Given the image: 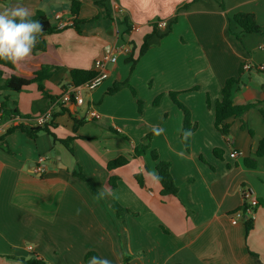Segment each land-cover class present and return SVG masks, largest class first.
Returning <instances> with one entry per match:
<instances>
[{
    "label": "crops",
    "instance_id": "obj_1",
    "mask_svg": "<svg viewBox=\"0 0 264 264\" xmlns=\"http://www.w3.org/2000/svg\"><path fill=\"white\" fill-rule=\"evenodd\" d=\"M78 1L80 34L70 26L67 0H19L51 27L57 26L56 15L69 26L42 35L44 50L14 65L15 71L0 67L2 78L31 79L44 65L56 67L42 84L50 97L61 98L71 85L69 71H93L106 45L126 40L130 53L117 55L107 78L83 95L80 106H52L36 84L18 93L0 90V105L22 121L52 107L51 131L59 140L72 138V153L46 133L31 140L17 128L26 122L0 112V264H22L19 258L33 256L46 264H88L93 256L111 264H264V156L252 154L264 139V118L255 109L230 118L225 139L214 127L213 109L225 81L248 63L251 68L242 69L231 98L236 105L259 101L264 110V0ZM17 2L0 0V9ZM238 13L253 14L262 34H241L233 21ZM123 17L130 25L124 38ZM161 21L166 29L155 30L136 60L143 38ZM130 55L134 63L127 61ZM125 80L135 97L127 88L105 95L114 82ZM170 95L188 110L195 127L188 151L180 140L183 114ZM73 117L84 118L75 132ZM152 126L164 129L153 136L150 150L170 164L175 196L160 195L149 151L133 157ZM232 152L237 156L230 158ZM40 156L48 158L42 175L34 171ZM120 156L128 164L108 172L107 163ZM244 160H254L255 167L247 168ZM245 192L258 203L250 230L242 220H232ZM115 203L128 212L117 215Z\"/></svg>",
    "mask_w": 264,
    "mask_h": 264
},
{
    "label": "trees",
    "instance_id": "obj_2",
    "mask_svg": "<svg viewBox=\"0 0 264 264\" xmlns=\"http://www.w3.org/2000/svg\"><path fill=\"white\" fill-rule=\"evenodd\" d=\"M67 1L70 4V13L73 16L72 24L70 26L72 28H74L78 34H80L81 31H80L79 26L84 23V21L77 19L79 7H80V2L78 0H67ZM31 19L39 21L43 25V35H48V34H52L54 32L59 31V29H57L56 27H51L48 20L41 13H37L36 15L31 17ZM121 20H122L121 23L125 27V31L121 35V37L124 38L130 32V25H129L126 17H123ZM233 21L241 29V34H262L261 29L258 26L256 19H255L253 14L238 13V14L233 16ZM60 30H62V29H60ZM155 30H156V25L153 26L152 33L143 38V42L138 49V55H137L136 60L142 54H144V52L147 50V48H148L147 41L152 36V34H155ZM231 35L237 40L240 39V35H235L232 33H231ZM43 50H44V43L39 41L36 44L35 48L33 49V52H38V51H43ZM132 50H133V48H132ZM127 61H129V62L131 61L132 63H134L135 59L133 60L132 56L130 55L129 58L127 59ZM0 67L7 68L8 70H11V71H15V66L12 63L5 61V60H0ZM242 69H243V65L241 66L239 76L242 73ZM55 70H56V67L44 65L38 71H36L33 74L31 79H23V78L15 76V75H11L9 78L3 79L2 78V72L0 71V90H8V91H11L13 93H18V92L22 91L24 88H26L27 86H29L31 84H36L38 91L42 94V96L44 98H46L52 102L56 101L60 97L59 98L50 97V95L45 91L43 84H42L44 81L48 80L52 76V74ZM131 70H132V67H131ZM94 75H95V73L93 71L72 69L69 71V80H70L71 85L79 86V85H82L83 83L91 80L94 77ZM239 76L229 78L225 81V83H224V85L220 91V98L216 101L214 108H213L214 109V127L221 134V136L224 137L225 139L228 138L229 132H230V123L228 122V120L230 118L241 117L244 113H246L247 111H249L251 109L257 110L261 114L262 118H264V110H262L260 107L261 102L256 101L254 103H248L245 105H236L233 102L231 96H232V92H233L234 88L237 87L240 83V77ZM123 88L129 89L132 96L135 97L134 90L130 87V85L128 84V82L126 80L122 81V82H119V81L114 82L113 85L106 90L105 95H114ZM262 91H264V86H262ZM170 98L173 101V103L182 111L183 120H182L181 132H180V140H181L182 145L185 148V150L188 151L190 139L188 140V142L186 144L183 142L182 130L183 129H191V131L193 132L195 127L193 125H191V123H190V115H189L188 110L186 108H184L180 103L177 102L174 95H170ZM72 102H73V100H71V103ZM136 103H137V107H138V113H141L142 102L140 100L136 99ZM154 104H157V102H155ZM207 105L209 106V104H207ZM0 110H1L0 112H2V115L13 116V117L19 118V116L17 115V112L15 110H12V111L8 110L5 103H2L0 105ZM55 117H56L55 112H52L51 121L47 124H44L42 126H37V127L19 126L17 128H19L21 131H23L26 134V136L31 140H33L38 133H41V132L46 133V134L51 136V138L54 142L61 144L62 146H64L66 148V150L69 153H72V150L69 146L71 141H72V138L59 140L56 138L54 133L51 131L55 128V124L53 123V120ZM21 120H23V119H21ZM72 120H73L72 130H73V132H75L78 129V127H80L84 123V118L78 119L76 117H73ZM14 129H15V127L9 128L6 131L5 135L11 133ZM249 134L252 136V133L250 131H249ZM153 136L154 135L151 131L150 133H148L147 135H145L142 138L140 143L134 148L133 157L138 156L140 154H145L147 151H149V155H150L151 159L156 162L155 171H156V179L159 182L160 187H161L160 195L161 196H167V195L175 196L177 194V187L175 186L173 179L171 177V174H170V164L166 161L159 160L156 150H154V149L150 150V142H151ZM252 154H253L254 158H259L261 156H264V139L259 141L256 151H254ZM213 155L216 158L221 159V151L219 149H214ZM128 162H129V159L126 157H123V156L117 157L116 159L111 160L107 163L106 170L108 172L113 171L117 168L125 166L126 164H128ZM244 165L247 168H254L255 167V161L254 160H252V161L244 160ZM78 176L81 179H83L87 183V185H89L88 182L86 181V179L82 176V174H78ZM134 179L139 186L142 185V180H141V177L139 174L134 175ZM113 180H114V178H111L109 180V185L111 186V188L114 187V185L112 184ZM89 188L92 191H94L91 186H89ZM112 208H113V211L117 215L121 211L124 213L128 212L127 210L122 209L116 203L113 204ZM242 221L245 223L247 230H250L252 228V221L251 220H248V219L245 220L243 217ZM18 260L22 264H46L44 261L37 259L35 256H33L32 258H30L28 260H24L22 258H19Z\"/></svg>",
    "mask_w": 264,
    "mask_h": 264
},
{
    "label": "built area",
    "instance_id": "obj_3",
    "mask_svg": "<svg viewBox=\"0 0 264 264\" xmlns=\"http://www.w3.org/2000/svg\"><path fill=\"white\" fill-rule=\"evenodd\" d=\"M122 10L116 7V13L119 15L122 14ZM54 19L57 21V29H64L65 27L69 26L68 21H62L60 15H56ZM167 27V22L161 21L156 23V29L157 30H165ZM131 30H137L136 27L131 28ZM129 54L130 49L128 45V41L124 40L121 44H115V45H106L103 48V51L101 53V56L97 58L93 62V72L95 73L94 77L83 83L79 86H73L69 85L66 89V91L63 93L62 97L56 101L52 102V106L55 105H62L66 103H71V100H73V104L80 106L83 104V94L87 92H91L95 90L101 83L107 78V66L111 64H115L117 62V55L118 54ZM251 66L247 63L243 65L244 70L250 69ZM264 68V67H262ZM52 107L46 109L42 114L37 116L34 119H24L22 121L18 117H13L14 121L19 122H26L25 127H29V124H32L34 127L42 126L44 124H47L51 121V114H52ZM89 116L91 119L95 118V114L92 112H89ZM21 122V124H23ZM30 126V127H33ZM230 158H234L237 156L235 152L230 153ZM48 158L45 156H40L37 160V163L35 165L34 171L38 175H42L46 171V162ZM248 199V200H247ZM258 203L257 200L254 198H251V195L249 192H245L244 194V201L242 203V206L240 209L235 211V213L232 215L233 221L243 220V217L245 220H253L255 215V209L257 208Z\"/></svg>",
    "mask_w": 264,
    "mask_h": 264
},
{
    "label": "clouds",
    "instance_id": "obj_4",
    "mask_svg": "<svg viewBox=\"0 0 264 264\" xmlns=\"http://www.w3.org/2000/svg\"><path fill=\"white\" fill-rule=\"evenodd\" d=\"M32 11L18 2L15 5L0 9V60H5L13 65L27 61L33 54V49L43 35V25L31 19ZM152 133L160 136L164 129L152 126ZM192 136L191 129L182 130V140L186 144ZM177 155L183 157L184 153ZM100 197L105 193H100ZM88 264H111L106 258H90Z\"/></svg>",
    "mask_w": 264,
    "mask_h": 264
},
{
    "label": "rangeland",
    "instance_id": "obj_5",
    "mask_svg": "<svg viewBox=\"0 0 264 264\" xmlns=\"http://www.w3.org/2000/svg\"><path fill=\"white\" fill-rule=\"evenodd\" d=\"M109 66H110V65H109ZM83 95H85V93H84Z\"/></svg>",
    "mask_w": 264,
    "mask_h": 264
}]
</instances>
